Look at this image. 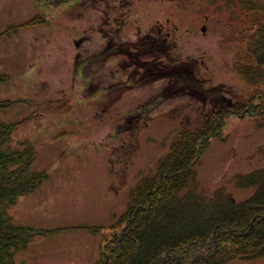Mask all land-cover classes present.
<instances>
[{"label":"rangeland","instance_id":"1","mask_svg":"<svg viewBox=\"0 0 264 264\" xmlns=\"http://www.w3.org/2000/svg\"><path fill=\"white\" fill-rule=\"evenodd\" d=\"M108 2L0 0V73L10 79L0 84V100H19L0 120L20 122L13 142H31L34 168L47 172L9 213L15 225L51 230L18 251L15 264H94L123 225L131 191L156 172L186 119L227 99L229 88L247 96L232 68L240 38L226 27L224 0L117 1L115 26ZM157 24L162 33L144 38ZM108 45L117 53L104 52ZM161 45L164 53L152 50ZM158 62L190 66L206 80L201 93L183 87L162 103L172 81L153 72ZM219 84L225 90L211 88ZM29 97L69 108L30 118L33 109L21 101ZM224 132L203 156L199 181L242 201L254 190L236 188L234 176L264 165V129L232 117ZM227 264H264V257Z\"/></svg>","mask_w":264,"mask_h":264},{"label":"trees","instance_id":"2","mask_svg":"<svg viewBox=\"0 0 264 264\" xmlns=\"http://www.w3.org/2000/svg\"><path fill=\"white\" fill-rule=\"evenodd\" d=\"M224 2L226 27L238 30L240 38L235 41L232 68L244 82L247 96L236 98L242 94L229 88L227 99L214 101L183 124L156 172L142 177L131 191L123 225L106 239L94 264H227L264 257V167L235 176L237 188L255 189L243 201H236L224 188L209 192L198 178L203 155L214 139L223 138L232 117L252 119L264 128V0ZM160 62L153 72L172 81L162 91L164 98L183 87L195 92L182 75L187 72L188 79L195 81L190 66ZM176 72L179 79L174 78ZM8 81L0 73V84ZM223 86L211 88L225 90ZM21 101L33 109L30 118L69 108L67 103L55 108L46 104L53 100ZM12 104L0 100V114ZM17 124L0 120V264H15L18 251L34 237L51 232L15 225L9 213L19 197L36 190L47 177V172L33 166L35 146L13 142Z\"/></svg>","mask_w":264,"mask_h":264},{"label":"flooded vegetation","instance_id":"3","mask_svg":"<svg viewBox=\"0 0 264 264\" xmlns=\"http://www.w3.org/2000/svg\"><path fill=\"white\" fill-rule=\"evenodd\" d=\"M118 1V4L119 3H121L123 0H117ZM117 1L116 0H111V2L113 3L112 4V7H111V5H110V2H108V9H107V12H106V14H108L107 16H108V18H109V10H113V16L112 17H115V20H114V22H112L113 23V25L115 26L116 25V23H119V17L116 15V12H117ZM130 8V7H129ZM110 19V18H109ZM155 30V31H154ZM161 31H162V27H158V28H156V29H154L153 28V30H152V32H157V33H161ZM152 36H154V34L153 33H148V34H145L144 35V38H149V37H152ZM108 47L110 48V46L108 45ZM115 49V48H114Z\"/></svg>","mask_w":264,"mask_h":264},{"label":"water","instance_id":"4","mask_svg":"<svg viewBox=\"0 0 264 264\" xmlns=\"http://www.w3.org/2000/svg\"><path fill=\"white\" fill-rule=\"evenodd\" d=\"M206 28L205 27H203V30H205Z\"/></svg>","mask_w":264,"mask_h":264}]
</instances>
